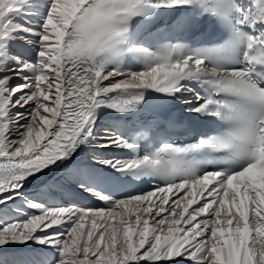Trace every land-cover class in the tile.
Segmentation results:
<instances>
[{
    "label": "snow or ice",
    "instance_id": "snow-or-ice-1",
    "mask_svg": "<svg viewBox=\"0 0 264 264\" xmlns=\"http://www.w3.org/2000/svg\"><path fill=\"white\" fill-rule=\"evenodd\" d=\"M0 264H264V0H0Z\"/></svg>",
    "mask_w": 264,
    "mask_h": 264
},
{
    "label": "bare ground",
    "instance_id": "bare-ground-1",
    "mask_svg": "<svg viewBox=\"0 0 264 264\" xmlns=\"http://www.w3.org/2000/svg\"><path fill=\"white\" fill-rule=\"evenodd\" d=\"M42 246L32 244L31 242L28 245H16L13 246L12 250L9 252V255H23L28 252L40 249Z\"/></svg>",
    "mask_w": 264,
    "mask_h": 264
}]
</instances>
